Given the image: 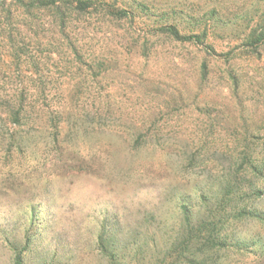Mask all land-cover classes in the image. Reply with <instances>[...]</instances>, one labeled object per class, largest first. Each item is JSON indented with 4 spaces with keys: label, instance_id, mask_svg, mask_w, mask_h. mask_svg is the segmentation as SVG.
Instances as JSON below:
<instances>
[{
    "label": "rangeland",
    "instance_id": "374dc122",
    "mask_svg": "<svg viewBox=\"0 0 264 264\" xmlns=\"http://www.w3.org/2000/svg\"><path fill=\"white\" fill-rule=\"evenodd\" d=\"M3 2L0 89H46L62 118L0 117V264H264V46H244L264 0H112L135 17L64 33ZM229 171L236 201L204 202ZM184 205L214 239L187 247Z\"/></svg>",
    "mask_w": 264,
    "mask_h": 264
},
{
    "label": "trees",
    "instance_id": "16d2710c",
    "mask_svg": "<svg viewBox=\"0 0 264 264\" xmlns=\"http://www.w3.org/2000/svg\"><path fill=\"white\" fill-rule=\"evenodd\" d=\"M112 0H4L3 6L8 9V13H20L25 16H34L39 13H51L53 17L52 26L59 28L60 32L64 33L71 27V24L84 16L99 17L105 22H120L123 20L132 19L135 17V12L127 9H120L115 6ZM18 25L15 29L18 35L24 33L25 29H37L40 27L38 23ZM6 26V27H5ZM7 30L11 27L10 24H3ZM162 35H168L175 38L177 41L183 43H194L204 45L203 38L198 34L183 35L174 25H164L157 29ZM248 49H259L264 46V19L260 21L252 30L248 41L244 45ZM22 49H18V54H21ZM16 53V55H17ZM21 56V55H18ZM4 92V93H3ZM46 89H32L28 87H18L11 90L0 89V117L4 116L5 121L21 124L22 121L39 120L48 118L52 123L59 121L62 118L61 112L55 114L51 112L50 106L45 103ZM99 109V108H98ZM96 110L95 115L99 119H103L104 115L99 114L101 111ZM109 112H106V116ZM89 116V115H88ZM55 129H57V126ZM243 160L249 161V155L243 154ZM254 170L259 174L264 173V162H260L253 166ZM241 172L229 171L226 179L216 189L217 194L205 196L206 191H202L200 196L204 202H211L213 200H221V204L227 202H235L238 193L242 190ZM248 180H244L246 182ZM251 189L254 187L253 181L249 182ZM256 189V188H253ZM213 193V192H212ZM256 196H264V191L255 190ZM220 195V196H219ZM221 197V198H219ZM183 214L188 221V230L186 233L188 237L186 242L187 247H190L193 241H204L214 239V230H210V217H201L200 212H193L188 206H183ZM248 208H243L239 213L240 216H251L259 218L260 215L249 213ZM201 217V218H200ZM199 218V219H197ZM197 219V221H195ZM195 222L197 225L195 226ZM197 227V228H196ZM236 247L245 249L246 244L241 240H236ZM19 264V261H18Z\"/></svg>",
    "mask_w": 264,
    "mask_h": 264
}]
</instances>
